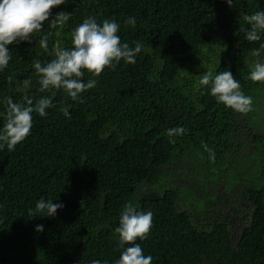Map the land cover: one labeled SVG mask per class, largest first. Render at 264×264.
<instances>
[{
    "label": "trees",
    "instance_id": "trees-1",
    "mask_svg": "<svg viewBox=\"0 0 264 264\" xmlns=\"http://www.w3.org/2000/svg\"><path fill=\"white\" fill-rule=\"evenodd\" d=\"M259 10L264 0H233L231 8L226 0H66L52 9L72 14L64 26L45 23L31 43L10 45L12 60L0 71V128L5 97L52 95L39 92L33 61L71 48L86 18H114L122 42L144 47L133 65L121 61L98 78L85 72V81L98 83L83 104L56 91V107L34 114L25 141L0 150V264H115V229L130 199L154 213L149 238L136 241L153 264H264V82L247 79L264 35L249 42L240 31L248 27L242 15ZM129 17L135 28L125 25ZM209 68L231 71L253 111L237 113L210 89L197 91ZM28 78L30 87L18 92L17 81ZM177 126L187 131L170 144L167 129ZM41 198L64 207L29 216Z\"/></svg>",
    "mask_w": 264,
    "mask_h": 264
},
{
    "label": "clouds",
    "instance_id": "clouds-1",
    "mask_svg": "<svg viewBox=\"0 0 264 264\" xmlns=\"http://www.w3.org/2000/svg\"><path fill=\"white\" fill-rule=\"evenodd\" d=\"M226 2L230 8L233 7V0ZM65 3L66 0H0V71L6 69L12 60L10 45L24 41L31 43L34 35L44 31L45 23L56 29L70 20L72 14L64 11L54 16L52 14V9ZM242 21L248 26L240 28V31L245 33V39L249 42L260 41L264 35V10L243 14ZM124 23L126 26L136 27L135 17L127 18ZM120 30L121 25L114 18L104 19L100 23L95 17H88L73 30L71 48H56L54 58L47 63L34 60L33 68L38 77L39 92H51L52 95L41 96L35 102L27 95L24 96L23 102H14L11 96L3 99L6 112L3 126L0 128V150L6 147L9 152L15 151L16 147L25 141L34 126V114L43 118L48 115V109L56 107L53 103L56 91L63 90L72 101L83 104L85 101L82 94L95 88L98 83V79L85 81V72L98 78L106 68L115 69L121 61L129 65L135 64L144 46L139 41L135 42L134 47L122 42L118 35ZM50 35L49 32L39 39L41 49H48ZM262 53L264 43L250 53L255 59L250 62L247 79L253 83L264 82ZM7 79L11 83L13 76ZM197 79L198 82L194 85L197 91L201 87L210 89V94L218 103L237 113L248 114L253 111V98L243 92L241 83L231 71L216 73L209 68ZM31 84V78L17 81L16 90L26 92ZM61 111L64 116L71 118L68 107H62ZM186 131V127L181 126L167 129L169 143L175 144L173 137L183 136ZM202 147L214 162V151L206 144H202ZM63 207L62 203L41 198L34 209L28 210V215L43 214L52 217ZM153 226L154 213L150 210H139L138 203L128 200L122 206L119 226L115 229L118 235L117 248L121 250L115 264H153V257L145 255L141 244L136 242L138 239L147 240ZM36 231L43 232L44 226L37 225ZM91 264H101V261L94 259Z\"/></svg>",
    "mask_w": 264,
    "mask_h": 264
},
{
    "label": "flooded vegetation",
    "instance_id": "flooded-vegetation-1",
    "mask_svg": "<svg viewBox=\"0 0 264 264\" xmlns=\"http://www.w3.org/2000/svg\"><path fill=\"white\" fill-rule=\"evenodd\" d=\"M238 135V134H237ZM252 137H254V135H252ZM238 139H240V136H238ZM246 141H248L247 139H246ZM263 199H264V197H263Z\"/></svg>",
    "mask_w": 264,
    "mask_h": 264
},
{
    "label": "rangeland",
    "instance_id": "rangeland-1",
    "mask_svg": "<svg viewBox=\"0 0 264 264\" xmlns=\"http://www.w3.org/2000/svg\"><path fill=\"white\" fill-rule=\"evenodd\" d=\"M221 198H224L223 195H219Z\"/></svg>",
    "mask_w": 264,
    "mask_h": 264
}]
</instances>
